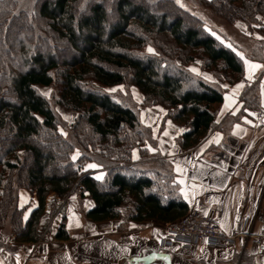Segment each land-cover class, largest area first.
Returning <instances> with one entry per match:
<instances>
[{
    "label": "trees",
    "instance_id": "1",
    "mask_svg": "<svg viewBox=\"0 0 264 264\" xmlns=\"http://www.w3.org/2000/svg\"><path fill=\"white\" fill-rule=\"evenodd\" d=\"M197 4L227 25L244 23L246 36L257 31L261 37L246 55L264 63V0ZM205 25L176 0H0V231L17 242L42 240L45 215L49 222L59 209L57 200L48 207L52 193L59 200L90 194L87 216L95 221L167 223L189 212L172 163L148 147L156 139L135 100L105 86L135 85L146 104L162 106L186 127L179 146H195L220 126L223 85L245 76L236 54L242 48L221 30L218 40ZM196 59L215 81L190 71ZM258 83L247 85L244 109L259 107ZM38 85L53 87L56 103L76 113L67 135ZM21 189L35 197L29 215V205L20 206ZM56 237H70L66 215ZM243 262L258 264L250 252Z\"/></svg>",
    "mask_w": 264,
    "mask_h": 264
},
{
    "label": "crops",
    "instance_id": "2",
    "mask_svg": "<svg viewBox=\"0 0 264 264\" xmlns=\"http://www.w3.org/2000/svg\"><path fill=\"white\" fill-rule=\"evenodd\" d=\"M252 61L264 65L263 62ZM199 73L214 79L208 70ZM253 77L251 81H259V107L254 110L247 107L245 111L247 86L243 80L238 82L244 84L237 90L238 94L233 92L237 83L228 85L225 94L236 103L225 108L224 95L221 107L224 111L220 110L217 117L220 126L210 130L191 148L179 146L177 137L186 127L172 118L164 119L166 111L154 107L146 120L154 128L163 157L172 163L180 189L184 188L188 193L185 200L189 203V211L205 212L212 208L222 229L228 232L242 215L255 216L258 210L264 211V117L259 114L264 110V69H257ZM230 116L235 118L232 123ZM216 133L221 134L220 143L215 142ZM209 140L212 142L200 151ZM177 164L183 173L176 171ZM181 179L184 184H180ZM53 200L58 201L59 209L49 223H46L49 213L45 215L41 227L44 232L42 240L17 242L14 234L0 231V264H222L228 258L220 261L221 256L232 255L237 252L234 249L239 248L216 249L204 243L189 250L179 246L162 248L159 241L163 236L164 221L147 218L124 223L122 217L92 220L87 211L94 201L88 193L83 197L71 194L65 200H59L52 193L47 199L48 207ZM19 202L20 206L29 205L27 215L36 205L35 197L27 189L20 190ZM64 215L70 237L58 239L56 233ZM262 227L260 220L253 221V231L258 233ZM6 243L13 245V250L3 246ZM248 249L258 264H264L263 251L251 243Z\"/></svg>",
    "mask_w": 264,
    "mask_h": 264
},
{
    "label": "built area",
    "instance_id": "3",
    "mask_svg": "<svg viewBox=\"0 0 264 264\" xmlns=\"http://www.w3.org/2000/svg\"><path fill=\"white\" fill-rule=\"evenodd\" d=\"M259 114L260 117H264V110H260ZM254 220L263 223L258 233L252 230ZM163 231L159 241L162 248L179 246L183 250H189L197 244L204 243L209 248L228 249L251 243L260 252H264V211L261 210H258L255 216L242 215L229 232L222 229L212 208L205 212L191 210L184 216L165 223Z\"/></svg>",
    "mask_w": 264,
    "mask_h": 264
},
{
    "label": "rangeland",
    "instance_id": "4",
    "mask_svg": "<svg viewBox=\"0 0 264 264\" xmlns=\"http://www.w3.org/2000/svg\"><path fill=\"white\" fill-rule=\"evenodd\" d=\"M181 3L184 5V7L190 9L194 13L199 14L203 18H205V20L208 23L207 28L211 29L212 32L216 33L217 30H221L225 34L230 36L231 39H233V41H235V43H237L242 48V49H239L238 51L239 52H243L244 56L247 59L253 60V59L249 58L246 54L250 52V49L252 48L253 44L257 41L258 38L261 37L260 34L257 31H252L251 33L249 32L250 35L246 36L242 32V30H246L247 31V29H245L246 25L244 23H242V22L237 23V24H239V25H237V27H233L231 25H227L224 21L214 17L210 13V11L208 9L201 8L197 4V0H181ZM64 56H66V54ZM254 61H258V60H254ZM197 62H199V63H197ZM259 62H261V61H259ZM191 67H196L200 72H203L204 70H208V69L202 68V62L200 61V59H196L195 61H193L189 65V68H191ZM208 71H210V70H208ZM211 80L215 81L216 78L214 77V79H211ZM242 80L244 81L246 86L251 82V80H248V78H245V76H244V78ZM119 85H123V91H121L119 88H117V90L115 92H121V93H123L124 95H127V96H129V94H130L133 97V99L136 102V107H137V109L140 112V117H141L143 123H145L147 126H150L152 128L154 138L156 139V145L154 147L151 146V145H149V146L152 149H155V151L161 152V158H164L163 157L164 156L163 152L158 147L159 140H158V137L155 135L154 128L151 125L147 124L146 120L148 119L147 117L150 116V111H151L152 108L158 107L160 109H163V111H166V109L163 108L162 106L158 105V104H152V105L146 104L144 96L142 95L140 90L135 85H124V84H119ZM116 86L117 85L105 86V89L115 88ZM37 87H38V90L41 93H43V94L45 92H48V95H45V96L50 100L53 108L55 109V111L57 112V114L59 116V120L61 122V125L59 126V129H60V131L62 129L63 131H61V132H63L65 135H67L68 130H67L66 126H69L71 121L74 119L76 113H74V112L64 108L60 104L56 103V91L54 90L53 87L43 86V85H38ZM133 89H135V95L133 94ZM48 90H51V91H48ZM65 117H67V119ZM165 118H170V117H167V111L165 112V115H164V119ZM161 124H162V127H163V123H161ZM177 139H178V137H177ZM152 152H154V151H152ZM135 153H136L135 154L136 157H138V151H136ZM165 159H167V158H165ZM72 194H77V196L81 197L76 191L73 192ZM70 196H71V194L69 195V197ZM61 211H62V208H61ZM53 217H54V215L49 220V222L52 221ZM49 222H46V223H49ZM248 246H249V243L248 244L244 243L243 246L234 249V250L237 251L234 254L225 255L224 257L221 256L220 261L222 259H227L228 258V260H226V262L224 261L225 263L223 262L222 264H244V262H243V254L245 252H250V249H248Z\"/></svg>",
    "mask_w": 264,
    "mask_h": 264
},
{
    "label": "snow or ice",
    "instance_id": "5",
    "mask_svg": "<svg viewBox=\"0 0 264 264\" xmlns=\"http://www.w3.org/2000/svg\"><path fill=\"white\" fill-rule=\"evenodd\" d=\"M176 2L178 4H181V7H184V5L181 3V0H176ZM205 27L207 28V25H205ZM208 31H211V29H207ZM212 35L213 36H216V38L219 40L221 39V37L217 36V34L215 32H212ZM223 43V41H221ZM227 47L229 48H232V45L231 44H228ZM147 51L149 53H154L155 50L149 45L148 48H147ZM233 51H235V49H233ZM237 56H239L243 62H244V65H245V75L247 76L248 80H252L254 77H253V73L257 70V69H264V65H261L259 63H255L253 62L252 60L250 59H247L245 58L244 56V53L243 52H236ZM199 63V62H197ZM190 71H192L193 73H197V74H200V75H204L205 79L207 80H211L212 77L208 74H202V73H199V70L196 68V67H191L190 68ZM264 83V82H262ZM244 86L243 82H240V83H237L234 88H233V92L234 93H237V90L242 88ZM224 88H227L228 85L225 84L223 85ZM117 88H119L121 91H123V85H117L115 88H110V89H105V91H108V92H115L117 90ZM48 91H51V90H48ZM133 94L135 95V89H133ZM238 94V93H237ZM44 95H48V92H45ZM236 103V100L235 99H232L228 96V94L226 93L225 94V108L227 107H231L232 104H235ZM161 111H163V109H161ZM221 111H224V109L222 108ZM245 111H247V109H245ZM253 115H255V113H253ZM67 119V117H65ZM218 122V121H217ZM250 122V121H249ZM169 124L171 125V121H169ZM237 127H239V125H237ZM61 131H63L61 129ZM180 131H184V129H181ZM220 133H216L214 139H215V142L216 143H220ZM212 141L209 140L206 142V144L204 146L201 147L200 151H203L204 147L207 146L208 143H211ZM150 148L151 151H155V149H152L150 146H148ZM133 153H134V156L133 158H136L135 156V149L133 150ZM79 155V152L77 151L76 154L73 155V159H76V156ZM87 168H97L99 167V165H96V164H89V165H86ZM176 171L177 172H181L183 173L184 170L180 167L179 164L176 165ZM103 177V173H100L99 175H97V179H102ZM175 183V181H173ZM180 184H184V180L181 179L180 181ZM180 192L184 195V198L185 199H188V193L187 191L184 189V188H181L180 189ZM73 199H75V197H73ZM205 215H207V213H205ZM71 226V224L69 225Z\"/></svg>",
    "mask_w": 264,
    "mask_h": 264
}]
</instances>
